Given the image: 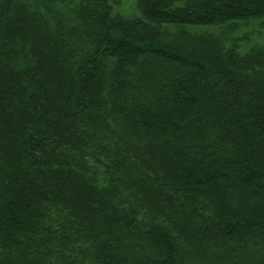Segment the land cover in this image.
Segmentation results:
<instances>
[{
    "label": "trees",
    "instance_id": "trees-1",
    "mask_svg": "<svg viewBox=\"0 0 264 264\" xmlns=\"http://www.w3.org/2000/svg\"><path fill=\"white\" fill-rule=\"evenodd\" d=\"M123 1L0 0V264H264V0Z\"/></svg>",
    "mask_w": 264,
    "mask_h": 264
},
{
    "label": "rangeland",
    "instance_id": "rangeland-1",
    "mask_svg": "<svg viewBox=\"0 0 264 264\" xmlns=\"http://www.w3.org/2000/svg\"><path fill=\"white\" fill-rule=\"evenodd\" d=\"M118 12L122 13L125 16L138 15V11L133 0H124L123 5L119 7ZM262 29L263 27H260L259 23L255 22L250 25L242 26L239 31V35L242 36L246 34L251 36L254 33H258Z\"/></svg>",
    "mask_w": 264,
    "mask_h": 264
}]
</instances>
